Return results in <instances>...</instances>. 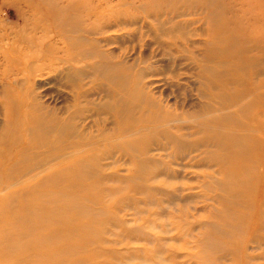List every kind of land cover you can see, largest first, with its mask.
I'll use <instances>...</instances> for the list:
<instances>
[{"label": "rangeland", "instance_id": "1", "mask_svg": "<svg viewBox=\"0 0 264 264\" xmlns=\"http://www.w3.org/2000/svg\"><path fill=\"white\" fill-rule=\"evenodd\" d=\"M255 1L261 6L253 7ZM140 6L151 10L149 18L139 12ZM246 6L252 7L248 11L252 16L264 15V0H0V141L19 139L22 122L18 119L10 122L7 139L3 134L9 117L16 113L14 105L26 101L28 95L48 93L39 98L47 108L71 103L73 94L58 84L62 82L59 76L47 75L45 69L40 75L35 72L40 70L37 59L48 54V46L62 44L76 56L80 50L89 51L93 43L89 57L63 67V73L84 71L77 83L86 94L80 98L86 109L84 117L98 115L78 125L91 142L100 129L110 135L107 131L112 126L109 113L98 109L105 98L91 76L95 65L113 66L124 77L127 90H132L135 80L144 86L152 83L147 95L184 121L182 127L191 126L188 116H192L195 123L202 124L198 131L212 129V115H205L199 106L206 100L197 91L201 80L196 74L202 66L219 73L231 68L234 59L222 53L227 48L223 32L233 28L244 36L252 25L242 11ZM156 10L155 17L166 11L171 14L155 20L152 14ZM130 19H134L131 26ZM259 27L264 29V25ZM58 31L70 32L72 37L63 42ZM10 47L15 52L8 53ZM208 49L214 57L206 61L203 56ZM94 51L104 60L92 56ZM243 69L250 73L253 67ZM9 102L12 108L7 106ZM224 124L227 133L233 123ZM190 132L182 130L177 135L187 142L202 137H186ZM109 135L95 146H100L95 150L99 171L91 167L86 180L70 183L68 188L41 189L49 195L63 191L70 201L89 211V218L73 210L64 219L78 226L87 222L91 230L80 238H68L69 232L59 231V239L48 248L43 244L21 254L0 251L7 262L20 261L30 253L51 252L53 262L49 264H264V172L259 171L257 150L242 167H233L232 158L223 167L209 158L198 162L200 151L178 152L170 145L164 152L158 136L146 138L143 144L149 152L141 156L157 165H148L143 179L136 180L128 156L117 150L109 152L114 140ZM113 162L110 169L103 168ZM226 174L232 179L221 185ZM22 202L16 200L13 207ZM10 220L17 231L19 221ZM37 232L21 237L15 232L14 236L31 241ZM29 264L42 263L34 258Z\"/></svg>", "mask_w": 264, "mask_h": 264}, {"label": "bare ground", "instance_id": "2", "mask_svg": "<svg viewBox=\"0 0 264 264\" xmlns=\"http://www.w3.org/2000/svg\"><path fill=\"white\" fill-rule=\"evenodd\" d=\"M199 6L201 7L200 4ZM255 6L261 5L255 1L253 7ZM251 8L246 6V10H242L246 19L252 23L251 26H247L244 36H238L237 30L233 31V28L223 32L227 48H222V53L229 54L234 59L231 68L219 73L202 66L196 74L201 80L197 89L199 96L210 101L199 105L205 115H212L211 120L215 126L210 130L206 128L198 131L197 126L199 128L202 124L195 123L188 114L186 115L190 118L188 121L191 126L182 127L184 121L176 114L164 110V106L159 104V101L158 103L147 95V86L152 83L144 86L135 80L132 90H127L124 77L116 72L113 66L105 68L95 65L92 67L91 76H94L98 82L97 89L105 98L98 109L109 113L112 126L107 131L111 133L110 135L100 129L94 136L96 141L91 142L90 137L85 135L78 125V122H84L88 118H95V114L98 115L95 113L84 117L86 109L85 105L80 103V98L84 99L86 94L77 86L84 71L63 73V67L78 63L86 56L89 57L93 43H90L89 51L80 50L76 56L71 55L67 45L62 44L59 48L49 45L46 49L48 54L43 59H37L40 70L37 69L35 72L40 75L45 69L47 75L59 76L62 82L58 84H64V88L73 94V98L70 104L67 103L61 108L54 106L47 108L39 102V98L47 96L48 93L42 96L30 94L28 101L24 100L14 105L16 113L9 117L3 139H7L9 135L10 122L16 119L22 122V128L18 129L21 135L16 140L0 141V157L3 159L0 163V251L21 254L37 245L44 244L48 248L59 239V231L69 232L66 233L68 238H80L91 230L92 226L87 222L78 226L64 219V215L73 210L78 215L89 218V211L82 208L75 200L70 201L69 196H65L63 191L49 195L41 189L45 186L68 188L70 183L86 180V173L92 168L99 171L101 167L95 164L100 158L95 150L100 146H95L99 142L97 140L108 135L114 139L109 145L111 148L109 152L117 150L128 156L127 162L135 170L136 180L143 179L148 165L153 167L157 165L153 159L141 156L149 152L143 141L156 136L164 142L163 148H160L164 152L170 145H173L178 152L186 149L191 151L189 153L200 151L202 158L198 162L209 158L223 167L230 158L235 160L233 167H242L251 159L252 151L257 150L260 158L259 171L264 172V110H262L264 109V29L259 27L264 25V15H250L248 11L250 12ZM138 10L146 18H149L147 15L151 16V10L144 6L138 7ZM158 13L159 11L156 10L152 14L155 20L162 18L163 14H171L166 11L155 17ZM133 20L128 21L130 26ZM77 31L79 29L73 33ZM58 33L59 40L63 42L67 41L69 36L72 37L70 32L58 31ZM81 41L82 39H77V42ZM77 42L73 43L78 44ZM15 50L14 47H10L7 52L12 53ZM208 50V54L203 56L206 61L214 57L212 49ZM253 52L255 55L249 56ZM92 56L99 58L100 61L104 60L99 52L94 51ZM244 66L253 67L252 72L247 73L246 69H243ZM247 78L249 81L246 80ZM214 81H218L219 84L215 85ZM7 106L12 108L10 106L13 104L9 102ZM231 121L233 123L231 128L224 133V123ZM169 123L173 125L169 126ZM146 125H154L156 129ZM182 130H192L186 134V137L199 134H202V137L195 141H183V137L177 135ZM114 164L113 162L103 165V168L110 169ZM231 179L232 177L226 174L221 179V185H228ZM47 199L49 201H46ZM16 200L23 202L21 206L14 208L12 203ZM50 205L53 207L51 208ZM10 219L19 221L17 231L9 225L12 221ZM32 230L38 232L31 241H21L19 238L16 240L14 236L15 232L19 237L26 236L24 233L28 234ZM63 242L64 240H61V243ZM2 253L0 264H29L34 258L42 264L53 262L51 252L43 255L30 253L32 257L25 255L20 261L15 259L11 262H7Z\"/></svg>", "mask_w": 264, "mask_h": 264}]
</instances>
